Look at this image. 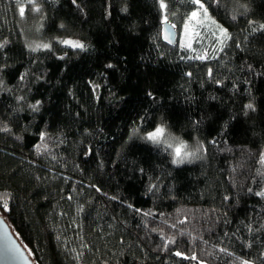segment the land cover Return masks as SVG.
<instances>
[{
	"label": "trees",
	"instance_id": "trees-1",
	"mask_svg": "<svg viewBox=\"0 0 264 264\" xmlns=\"http://www.w3.org/2000/svg\"><path fill=\"white\" fill-rule=\"evenodd\" d=\"M36 2L0 0V215L34 264H264V0H213L223 47L181 0ZM161 122L203 154L138 136Z\"/></svg>",
	"mask_w": 264,
	"mask_h": 264
},
{
	"label": "snow or ice",
	"instance_id": "snow-or-ice-1",
	"mask_svg": "<svg viewBox=\"0 0 264 264\" xmlns=\"http://www.w3.org/2000/svg\"><path fill=\"white\" fill-rule=\"evenodd\" d=\"M181 2L193 7V11H191L188 14V21H195L198 19V17L203 16L205 21L211 20L212 24H216V21L212 20L211 17L209 16V6H211V4L213 3V0H181ZM27 3L32 5L33 11L39 12L41 10L36 0H27ZM73 3L75 4L76 0H73ZM215 3H216V6L219 7L220 4L222 3V0H215ZM159 6L161 10L167 9V4L164 2V0H159ZM240 6L244 8L245 12L248 11L246 5H240ZM18 10L21 16L25 14V8L23 6V3H20ZM122 10L127 11V8H124ZM232 18L235 19L236 18L235 15H233ZM163 20L164 22H167V16H164ZM40 27H43V25L41 24ZM173 27H175V25H173ZM187 27H188V22L185 23V28ZM217 27L219 28L220 36L223 38L220 42L221 46L223 47V45L227 42L229 34L226 29L218 25ZM259 28L264 29V24L259 25ZM256 30H257L256 28H253V31H256ZM197 35H199V33H197ZM213 35H215V33H213ZM165 39H169V37H165ZM169 42H171L170 39H169ZM6 43L7 41L0 42V48H3ZM58 43L66 47H70L72 49H79L81 51L85 50L87 47V45L83 44L79 40H73V39H61L58 41ZM181 46L187 47L189 49L192 48L191 43H188L187 45L182 44ZM28 47L30 48L31 51L35 52L38 49H49L50 50L52 48V45L51 43H38V44H29ZM63 58L64 57H60V59H63ZM195 58L199 60H204L206 59V56L199 55ZM107 67L111 68L113 67V65L109 64L107 65ZM211 73H212V70L209 69V75H211ZM24 77H25V74H21L20 79L23 80ZM2 84H3V81L0 80V86H2ZM149 95H151V93H149ZM18 99H23V97H19ZM40 103L41 102L37 100L35 104H31L29 105V107H31L33 111H39ZM246 107L249 109H252L253 105L248 104L246 105ZM143 120H144V117H141V121ZM0 131H10V129L4 126L0 128ZM139 131H140L139 127L134 128L133 135L138 134ZM47 135L48 134L45 131L40 132L39 134L40 143L35 145L37 152H39L41 148L45 150L47 149V144L44 143L45 139L47 138ZM141 139L147 142H151L156 145L164 144L166 145L168 149H172L174 153L172 163L174 165H181L185 161H188L190 158H197L198 153L202 152L205 148V145L203 143H198L194 151H187L189 145L186 144L184 141L179 140L178 137L172 136L171 133L168 132L166 124L163 122H161L160 124H157L153 128V130L147 131L141 137ZM262 160H264V154H262ZM149 191H151V187L149 188ZM249 191L251 192L252 189H249ZM255 194L257 196L264 197V190L257 192ZM3 207H4V210L7 211V208H8L7 202L4 203ZM221 250L225 251V249H221ZM175 255L181 256L182 254L180 252H176ZM193 259H195V257H193ZM242 264H248V262L243 261Z\"/></svg>",
	"mask_w": 264,
	"mask_h": 264
},
{
	"label": "water",
	"instance_id": "water-1",
	"mask_svg": "<svg viewBox=\"0 0 264 264\" xmlns=\"http://www.w3.org/2000/svg\"><path fill=\"white\" fill-rule=\"evenodd\" d=\"M173 25L175 24L169 20L161 23L162 38L169 44H174L177 39V29ZM165 37H169L171 42ZM0 264H34L2 215H0Z\"/></svg>",
	"mask_w": 264,
	"mask_h": 264
},
{
	"label": "rangeland",
	"instance_id": "rangeland-1",
	"mask_svg": "<svg viewBox=\"0 0 264 264\" xmlns=\"http://www.w3.org/2000/svg\"><path fill=\"white\" fill-rule=\"evenodd\" d=\"M187 22H188V27L185 28V25H183L182 28L180 29V35H181L182 40L184 42H189L190 39L194 37V34L198 33L201 30H206V29L210 30V32L212 34L215 33V35H213V36H215L216 38H218L220 36V32H219V28L217 27V24H212L211 20L205 21L203 16L198 17V19L195 20V21H187ZM29 35L33 36L34 32L30 31ZM168 132L171 133L169 130H168ZM143 135H138V136H143ZM171 135L175 136V137H178V136H176L173 133H171ZM178 138H179V140L184 141L186 144L189 145L187 151H194L196 146L198 145V143H202V142H199V141H197L195 139L189 141V140L182 139L180 137H178ZM161 145L166 146L164 144H161ZM169 150L171 151L172 158H173L174 153H173L172 149H169ZM202 154H203V151L198 153L197 158H190L188 161H185V162H190V161L196 160Z\"/></svg>",
	"mask_w": 264,
	"mask_h": 264
}]
</instances>
